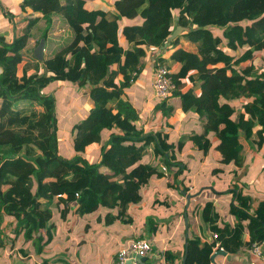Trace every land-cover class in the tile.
Listing matches in <instances>:
<instances>
[{
  "label": "trees",
  "instance_id": "trees-1",
  "mask_svg": "<svg viewBox=\"0 0 264 264\" xmlns=\"http://www.w3.org/2000/svg\"><path fill=\"white\" fill-rule=\"evenodd\" d=\"M85 2L23 0L22 10L32 12L22 21L8 13L14 22L12 39L0 36L3 247L21 234L29 240L44 229L46 238L43 234L35 238L41 251L54 238L55 206L64 219L71 205L77 204L81 215L106 209L97 220L111 223L116 211L119 219L128 221V206L143 200V187L159 174L162 159L168 168L178 167L167 186L188 191L179 185L189 180L182 175L188 164L179 154L198 133L189 124L177 139L164 125L148 131L140 108L123 98L146 64L147 48H161L173 32L174 18L165 21L164 12L177 10L175 20L192 27L171 44L185 38L193 49L179 47L173 52L172 58L183 64L173 75L177 89L154 105L153 120L193 108L189 120L201 129L198 147L207 153L215 141L220 164L235 163V174L255 148L264 146V0H116L112 11L88 10ZM123 18L130 23L121 27ZM121 29L126 46L119 41ZM42 38L46 49L40 61L34 49ZM224 44L239 54L226 53ZM192 70L196 72L189 75L191 85H185L182 78ZM119 74L121 83L116 80ZM59 82L84 89L91 105L84 118L71 125L76 152L71 156H63L58 148L61 118L55 88ZM90 146L100 149V162L84 156ZM236 189L237 202L231 207L238 220L235 227H218L220 213L213 201H207L204 216L212 225L213 242L199 245L187 239L185 264H215L217 241L223 248L218 253H236L264 240V199L255 210L256 201ZM10 216L15 222L2 226ZM245 231L251 235L249 241L243 239ZM168 256L172 258L166 251Z\"/></svg>",
  "mask_w": 264,
  "mask_h": 264
},
{
  "label": "crops",
  "instance_id": "crops-1",
  "mask_svg": "<svg viewBox=\"0 0 264 264\" xmlns=\"http://www.w3.org/2000/svg\"><path fill=\"white\" fill-rule=\"evenodd\" d=\"M22 1L4 0L2 2L0 0V30L3 32L9 31L3 34L5 38L12 39L13 36L14 22L10 20L8 13H13L16 21H22L32 12L29 8L25 11L22 10L20 7ZM115 1L86 0L85 8L88 10L112 11L115 9ZM211 1L215 2L216 0ZM176 11L172 10L171 13L164 12L165 21L170 22V19L174 18V21L171 20L172 31L178 25L190 28L189 30L184 29L182 33L190 31L191 26L182 25L175 20L177 19ZM128 23H130V20L123 18L121 27ZM10 30L12 31L11 33ZM119 41L122 46H126L122 29L119 32ZM165 44L161 48L158 46L147 48L146 64L134 82L135 84L142 77L144 86L151 89L144 97L145 101L139 107L138 100L133 98L135 95L133 88H128L130 92L128 96L125 95L131 103L140 108L142 118L146 122L149 131L162 126L161 121L164 119L160 118L157 122L153 120L155 119L154 105L160 102L159 99L155 98L152 86L155 66L162 62V64L168 65L175 74L179 72L183 64L172 58L173 52L179 47L189 50L193 49V45L186 42L185 38L176 45L171 44V42L169 44L165 42ZM224 46H226V49ZM223 50L226 53L239 54V50L236 52L232 51L225 44L223 45ZM164 58L165 61L163 62ZM221 65L219 64V66ZM195 72L196 70H192L187 76L182 78L185 85H191L189 75ZM116 80L121 83L123 75L119 74ZM139 84L141 85L140 81ZM81 96H83V108H86L83 115H86L91 105L87 100L88 97ZM237 104L239 105L240 103ZM193 113V108L188 112L179 109L176 115L171 116V121L164 124L167 132L173 133L175 139L184 131L189 130V128H186L188 124L192 125V128L190 127L191 130L193 129L198 133V136L190 138L182 153L179 154V157L188 164L185 175H187L189 180L185 179V181H180L179 184L187 187V192L181 193V191L167 186V183L174 177V171L170 173V168L169 175L161 173L162 168L160 167L165 165L161 162L158 167L159 174L154 175L152 182L143 187V200L138 204H130L128 206L126 215L129 218L128 221L119 219L115 211V214L112 215L114 217L113 221L105 223V220H97V217L101 213L105 214L106 209H100L96 213L81 215L77 212V204L71 205V210L64 219L60 215V209L55 206L53 208V220L56 229L53 240L39 251L35 238L42 234L46 238L44 229L39 233H35L34 237L29 240L21 234L11 244L6 247L2 246L4 250H0V264H114L119 249L137 237H143L152 242L153 250L149 256V261L153 264H185L188 252L187 239H191L199 243V245L213 242L212 225L204 216L203 207H205L207 201H213L220 213L217 226L224 228L225 225H229L230 229H233L238 222L235 215L231 212L232 204L237 202L239 193L236 187L241 189L242 195L249 196L253 201H256L255 206H253L255 210L258 207V202L264 199V153L261 157L262 159H260L259 155L257 156L259 148H255L253 154L248 155L246 163L243 166H238L242 169L239 174H235L233 171L234 167L237 166L235 163L230 166L223 165L224 168H218V165L221 166L222 155L213 147L216 142H212L213 144L207 153L198 147V143L202 141L199 136L201 129L189 120L193 117ZM248 117V114H246V118ZM152 123L156 124L153 129L150 127ZM210 139L214 140V137ZM263 149L264 146L260 150ZM87 155L90 157V154L87 153ZM147 161L148 159L145 158L142 163L146 164ZM255 165L260 167V169H256ZM101 171L107 172V170L102 169ZM188 195H191L190 199H188ZM61 207L64 208L63 205ZM149 209H151V213L148 211ZM226 210L230 211L229 217L224 216ZM151 214L155 218V222H152L153 225L150 221ZM9 221L15 222V217L10 216L5 219L2 226H5ZM243 223L246 225L248 221ZM152 227L155 230H152ZM99 232L103 234L102 237L99 236L101 234ZM250 237L251 235L248 231L243 233L244 241H249ZM95 238L100 240L110 238L111 240V250L104 261L101 259L100 251H95L97 249V245L94 242ZM217 242H215L214 247ZM232 243L236 246L234 239ZM8 249L10 252L7 251ZM91 251L94 252L90 254ZM166 251L171 253L170 257L173 259L169 258V256L166 258ZM213 252L215 254V264H264V260L255 257L250 250H242L236 253L222 250L218 253L213 249Z\"/></svg>",
  "mask_w": 264,
  "mask_h": 264
},
{
  "label": "rangeland",
  "instance_id": "rangeland-1",
  "mask_svg": "<svg viewBox=\"0 0 264 264\" xmlns=\"http://www.w3.org/2000/svg\"><path fill=\"white\" fill-rule=\"evenodd\" d=\"M2 2H4V0H2ZM28 16H29V14L26 16V18ZM8 32L9 31H7V30L4 31V32L0 30V36H3V34L8 33ZM11 32L12 31L10 30V33ZM215 33L219 34L221 32L220 31H215ZM6 40L10 41L11 39L10 38H6ZM224 48L226 49V46H224ZM162 61L164 62L165 58ZM1 70L2 69L0 68V71ZM139 81L141 82V85L139 84ZM130 88H133V93L135 94L133 96V98L138 100V105L140 107L142 102L145 101L144 97L146 96V94L151 89L149 87H147V86H144L142 77H140L137 80V82L134 85H132ZM74 89H75V91H74ZM76 90H77V92H76ZM129 92L130 91H127L125 93V95L128 96ZM55 93L57 95V96L55 95L57 97L56 98L57 99L56 102H57V105H58V108H59V111H60V118H61V120L58 123L59 124V133H58L59 134V138H58L59 153L62 154L63 156L64 155L65 156H71V155L76 153L75 150H73V146H72L73 140H72V137L70 135L71 125H72L73 122H75V121H77L79 119L82 120V118H84L83 116H85V115H83V112L85 111L86 108L85 107L81 108V106L79 107V100H81L83 98V96H81V95H85V90L82 89L81 87H76L75 88L74 84L69 83V82H59L58 85H57V88H55ZM125 95L123 96L124 99L127 98ZM38 108L39 109H43L41 106H38ZM169 118L170 117L164 118L161 121L162 125L166 124L168 121H171L172 117L170 119ZM150 119H152V118H150ZM154 123L150 124L151 129L156 127V124H154ZM92 147L93 146H90V147H88L86 149V152H85L84 156L87 157L88 159L93 158L92 161L98 163V162H100L99 161V157H100L99 154H101L100 153V149L94 150V148H92ZM187 150H188V148H187ZM201 150L204 151L203 149H201ZM49 153L51 154V151H49ZM87 153L90 154V157H89V155H87ZM263 153H264V149L263 150H258L257 156L259 155V158L262 159L261 157L263 156ZM162 160H161L162 163H165L164 162L165 160L164 159H162ZM112 161H113V159H112ZM165 166H168V165L165 164ZM218 166H219L218 168H224L222 164H221V166L220 165H218ZM255 167H256V169H260V167H258L256 165H255ZM160 168H162V166ZM101 169L102 170H106L107 168L106 167H101ZM177 170H178L177 166L175 168L172 167L170 173H172L173 171L175 172ZM219 171H221V170H219ZM161 173H164L162 171V169H161ZM185 173L186 172L183 171L182 175H185ZM168 175H169V173H168ZM170 176H171V174H170ZM151 182H152V180H151ZM162 193H163V190H162ZM161 199H162V197H161ZM170 204H171V202H170ZM148 211L151 213V209H149ZM159 211H161V210H159ZM229 212L230 211L226 210L224 212V216L229 217L230 216ZM55 213L57 214V210L56 209H55ZM101 214L104 215V213H101ZM151 216L153 217V219L151 217L150 221H151V223L152 222L154 223L155 222L154 221L155 220L154 215L151 214ZM104 231H105V229H104ZM99 233H101V232H99ZM99 236L102 237L103 234L101 233ZM3 237L4 236H2V238ZM94 240H95L94 242L97 245V249L95 251H97V250L100 251L101 259H103V261H104V259L107 257V254L111 250V248H110L111 240H110V238L106 239V240H100L98 238H95ZM0 250L3 251L4 248L2 246H0ZM7 251L10 252L9 249ZM93 252L94 251H91L90 254H92Z\"/></svg>",
  "mask_w": 264,
  "mask_h": 264
},
{
  "label": "built area",
  "instance_id": "built-area-1",
  "mask_svg": "<svg viewBox=\"0 0 264 264\" xmlns=\"http://www.w3.org/2000/svg\"><path fill=\"white\" fill-rule=\"evenodd\" d=\"M173 75V71L167 65L162 63L156 65L152 83L155 98L165 99L174 93L177 89V84L174 81ZM134 76H137L136 72ZM162 171L168 175L169 168L162 165ZM214 238L219 239L218 234H214ZM1 240L2 236L0 232ZM218 249H223L219 241L216 243L214 251ZM152 250V242L149 239L143 237L134 238L119 249L114 264H153L149 261ZM250 251L255 257L264 260V240L253 243Z\"/></svg>",
  "mask_w": 264,
  "mask_h": 264
},
{
  "label": "water",
  "instance_id": "water-1",
  "mask_svg": "<svg viewBox=\"0 0 264 264\" xmlns=\"http://www.w3.org/2000/svg\"><path fill=\"white\" fill-rule=\"evenodd\" d=\"M189 30L190 28L188 27H183L181 25H178L172 32V34L170 35V37L168 38L167 44H169L170 42H172L177 36H179L183 30ZM166 44L164 43L162 46H165ZM46 49V41L45 38H42L40 43L38 44V46L34 49V54L35 57L38 58L40 61L44 60V52ZM191 195H188V199H190ZM215 257V255H214Z\"/></svg>",
  "mask_w": 264,
  "mask_h": 264
}]
</instances>
